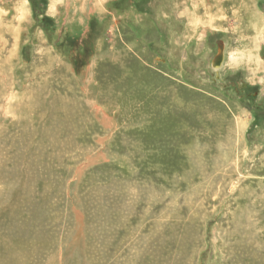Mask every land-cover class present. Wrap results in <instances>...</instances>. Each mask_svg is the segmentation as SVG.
Segmentation results:
<instances>
[{
  "label": "rangeland",
  "instance_id": "1",
  "mask_svg": "<svg viewBox=\"0 0 264 264\" xmlns=\"http://www.w3.org/2000/svg\"><path fill=\"white\" fill-rule=\"evenodd\" d=\"M263 5L0 0V264H264Z\"/></svg>",
  "mask_w": 264,
  "mask_h": 264
},
{
  "label": "flooded vegetation",
  "instance_id": "2",
  "mask_svg": "<svg viewBox=\"0 0 264 264\" xmlns=\"http://www.w3.org/2000/svg\"><path fill=\"white\" fill-rule=\"evenodd\" d=\"M261 9L264 13V5L261 7ZM214 44H215L216 48H218L219 45L222 46V42L220 39H215ZM215 54H216V51H215ZM215 54L210 59L209 67L212 68V70H214L215 73H217L218 70L221 69V67L224 64V51H223V57L220 59L215 58ZM239 71L240 70H238V69L234 70L233 72H230V74H228L226 76L216 75L215 78L222 81L225 84H228L232 90V93L237 98H240V99L248 98V99H250L251 94H253L254 97H258L257 93L255 94L254 92H252V86L250 83L247 82L246 78L245 77L242 78V77L236 75ZM230 75H232V76H230ZM258 109H260V106L256 105L252 110V112L255 113L257 117L261 116V113L257 112Z\"/></svg>",
  "mask_w": 264,
  "mask_h": 264
},
{
  "label": "trees",
  "instance_id": "3",
  "mask_svg": "<svg viewBox=\"0 0 264 264\" xmlns=\"http://www.w3.org/2000/svg\"><path fill=\"white\" fill-rule=\"evenodd\" d=\"M37 5L39 6V8L41 9L42 8V6L41 5H44V0H37ZM39 24H41V27L43 28H46V27H48L46 24H45V22H43V21H40L39 22ZM47 30V29H46ZM89 35L87 36V39L86 40H88V39H90V38H92L93 36H95V33L93 32V26H92V23H91V26H90V30H89Z\"/></svg>",
  "mask_w": 264,
  "mask_h": 264
},
{
  "label": "water",
  "instance_id": "4",
  "mask_svg": "<svg viewBox=\"0 0 264 264\" xmlns=\"http://www.w3.org/2000/svg\"><path fill=\"white\" fill-rule=\"evenodd\" d=\"M223 57V48L221 45L218 46L217 52L215 54V58H222Z\"/></svg>",
  "mask_w": 264,
  "mask_h": 264
}]
</instances>
